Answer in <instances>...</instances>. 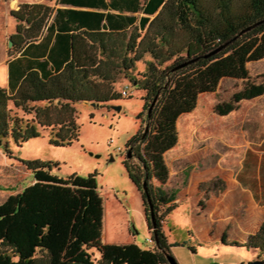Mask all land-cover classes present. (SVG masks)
Wrapping results in <instances>:
<instances>
[{"label":"trees","instance_id":"trees-1","mask_svg":"<svg viewBox=\"0 0 264 264\" xmlns=\"http://www.w3.org/2000/svg\"><path fill=\"white\" fill-rule=\"evenodd\" d=\"M53 1L10 11L17 22L10 50L20 55L7 64L8 88L0 86V147L33 182L0 204V264L176 262L162 229L174 206L152 181H167L163 155L177 142V119L195 109L200 94L215 92L224 79L246 81L228 102L216 104L219 116L264 94L263 84L249 82L247 68L264 60V0H55L64 7L54 11ZM125 13L145 16L137 21ZM46 50L44 59L37 55ZM121 80L143 92L136 118L145 113L147 131L140 128L126 146L138 164L127 158L123 166L141 195L148 248L103 243L96 172L59 177L52 173L57 162L19 159L9 149L10 142L21 147L43 130L50 145L70 146L80 132L74 105L131 98L116 90ZM229 245L257 251L264 261V221L245 243Z\"/></svg>","mask_w":264,"mask_h":264},{"label":"crops","instance_id":"crops-1","mask_svg":"<svg viewBox=\"0 0 264 264\" xmlns=\"http://www.w3.org/2000/svg\"><path fill=\"white\" fill-rule=\"evenodd\" d=\"M50 6L53 11L64 7L55 0ZM125 14L137 21L145 16ZM19 55L8 49L0 60V66L6 67L1 87L8 88L7 64ZM37 55L44 59L47 50ZM148 60L145 55L143 61ZM216 91L200 94L195 109L177 119V142L163 155L168 179L163 185L155 180L152 183L160 188L159 195L169 200L168 205L174 206L162 227L169 244L175 229L173 216L181 212L188 223L183 245L244 254L246 262H251L257 260V251L229 243H245L264 221V94L242 100L229 114L219 116L199 104L200 98Z\"/></svg>","mask_w":264,"mask_h":264},{"label":"rangeland","instance_id":"rangeland-1","mask_svg":"<svg viewBox=\"0 0 264 264\" xmlns=\"http://www.w3.org/2000/svg\"><path fill=\"white\" fill-rule=\"evenodd\" d=\"M16 1L15 5H12ZM26 0H0V60L9 46L8 35L13 34L16 20L9 12L16 10ZM145 62L138 64L140 71L145 70ZM168 63L164 64L166 66ZM249 82L264 85V60L252 62L247 65ZM5 66H0V83H3ZM124 86L115 87L118 92L126 86L127 95L114 103L103 107H95L89 103L74 105L75 119L80 127L79 138L70 146L56 147L49 144V131H41V136L24 143L21 147L9 143L13 157L31 160H50L58 163L52 173L59 177L70 174L86 176L97 173L96 183L98 192L103 200V243L106 244H132L140 247L148 244V230L142 208V199L139 191L130 181L123 166L127 159V152L132 151L126 147L129 140L138 130L144 129L145 113L137 119L142 111V91L136 90L128 81H120ZM246 84L244 80L224 79L217 88L216 93L200 98V106H205L207 112H214L218 103L228 102L231 97L241 91ZM123 86V87H122ZM39 106V105H36ZM29 108L33 105L29 104ZM116 107L120 109L117 110ZM201 108V107H199ZM216 114V113H215ZM32 115V114H31ZM133 154V153H131ZM132 164L137 165L135 157L129 158ZM33 182L32 175L21 163L8 158L0 147V203L9 195L20 193L24 187ZM175 229L171 234V254L177 264H248L244 254L219 252L217 248L199 247L192 249L183 245L186 238V225L184 214L178 212L173 216ZM196 254H193V252ZM93 259L100 255L94 249L89 251ZM262 260V259H260ZM252 262V261H251Z\"/></svg>","mask_w":264,"mask_h":264},{"label":"water","instance_id":"water-1","mask_svg":"<svg viewBox=\"0 0 264 264\" xmlns=\"http://www.w3.org/2000/svg\"><path fill=\"white\" fill-rule=\"evenodd\" d=\"M12 45V43H11V41H9V46H11ZM216 52V51H215ZM154 103V102H153ZM153 103L151 104V106L153 105ZM93 105V104H92ZM151 106H150V108H149V112H150V110H151ZM116 109L117 110H119L120 108L119 107H116ZM147 131V125L145 126V132ZM1 145V144H0ZM132 157V154H131V150H129L128 152H127V158L129 159V158H131ZM143 190L146 192V184H145V182L143 183ZM148 202L150 203V201L148 200ZM150 210L152 211V208H151V206H150ZM151 219L153 220V215L151 214ZM167 261H168V263L169 264H176V262L172 259V258H170V257H167ZM248 264H264V261L263 260H254V261H252V262H249Z\"/></svg>","mask_w":264,"mask_h":264},{"label":"built area","instance_id":"built-area-1","mask_svg":"<svg viewBox=\"0 0 264 264\" xmlns=\"http://www.w3.org/2000/svg\"><path fill=\"white\" fill-rule=\"evenodd\" d=\"M121 94H122V96H127L126 86H125L124 90L121 91ZM148 243H151L150 239H148Z\"/></svg>","mask_w":264,"mask_h":264},{"label":"bare ground","instance_id":"bare-ground-1","mask_svg":"<svg viewBox=\"0 0 264 264\" xmlns=\"http://www.w3.org/2000/svg\"><path fill=\"white\" fill-rule=\"evenodd\" d=\"M16 4V1H14L13 3H12V5H15Z\"/></svg>","mask_w":264,"mask_h":264}]
</instances>
